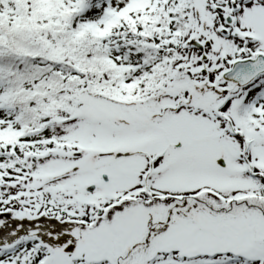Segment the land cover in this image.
Segmentation results:
<instances>
[{"label": "snow or ice", "instance_id": "1", "mask_svg": "<svg viewBox=\"0 0 264 264\" xmlns=\"http://www.w3.org/2000/svg\"><path fill=\"white\" fill-rule=\"evenodd\" d=\"M0 264H264V0H0Z\"/></svg>", "mask_w": 264, "mask_h": 264}]
</instances>
